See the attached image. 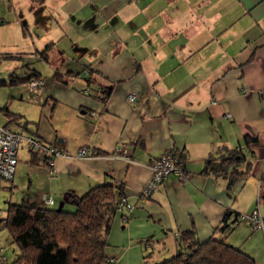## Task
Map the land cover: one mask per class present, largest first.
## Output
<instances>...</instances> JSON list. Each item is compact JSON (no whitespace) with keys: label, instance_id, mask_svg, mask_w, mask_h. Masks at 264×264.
<instances>
[{"label":"crops","instance_id":"obj_1","mask_svg":"<svg viewBox=\"0 0 264 264\" xmlns=\"http://www.w3.org/2000/svg\"><path fill=\"white\" fill-rule=\"evenodd\" d=\"M4 60L17 65L0 67V80L14 73L20 81L6 85L14 91L0 108V125L35 134L67 155L91 153L49 165L22 147L11 182L21 194L8 206L26 199L73 210L69 194L110 182L135 204L127 221L115 215L122 229L154 241L144 263L173 256L182 231L194 230L201 241L228 240L242 224L243 241L258 239L262 249L235 246L264 264L262 232L236 220L260 208L238 198L250 176L264 195V0H0V65ZM42 63L52 67L49 76ZM34 73L43 85L31 90L23 80ZM132 92L139 103L127 100ZM4 107L20 119L12 121ZM245 135L262 138L247 147ZM225 148H240L246 160L239 168L250 167L231 188L224 176L203 172ZM169 149L182 156L190 180L170 175L139 201L151 163ZM4 241L10 262L16 247Z\"/></svg>","mask_w":264,"mask_h":264},{"label":"trees","instance_id":"obj_2","mask_svg":"<svg viewBox=\"0 0 264 264\" xmlns=\"http://www.w3.org/2000/svg\"><path fill=\"white\" fill-rule=\"evenodd\" d=\"M48 48L49 46L45 47V50ZM45 50L42 52L45 53ZM34 76L35 73L25 78L23 82L34 80L32 79ZM19 81L12 73L8 80H0V86ZM3 109L12 121L20 119V115L9 112L7 107ZM257 139L245 135L244 143L249 147ZM224 151L217 159L206 161L203 172L224 176L227 178V188H231L237 178L249 174L250 167L246 170L239 168L246 160L240 148H225ZM180 158L183 160L181 155ZM43 161L46 162L44 159ZM123 195L120 185L106 182L93 187L82 196L69 194L70 201L75 205L73 210L41 207L26 199L9 204L4 210L1 227L8 229L9 237L19 254L10 262L5 257L4 264L115 263V258L108 257L106 247L113 217L119 214L116 211L117 201ZM240 214L236 215L239 222ZM248 226L253 228L251 225ZM144 244L146 247L151 246L153 241L146 240ZM154 264H256V262L239 246L227 242L226 238L210 237L201 241L195 231L190 229L179 234L177 250L173 256Z\"/></svg>","mask_w":264,"mask_h":264},{"label":"built area","instance_id":"obj_3","mask_svg":"<svg viewBox=\"0 0 264 264\" xmlns=\"http://www.w3.org/2000/svg\"><path fill=\"white\" fill-rule=\"evenodd\" d=\"M28 85L31 90L38 89L43 85V80L34 79L29 81ZM83 93L90 96L92 92L86 87L83 89ZM127 100L130 103L137 104L140 102L141 96L136 92H132L127 95ZM94 116L95 114L93 112L87 114L88 118ZM227 116L229 115L227 114ZM260 134L264 139V130ZM261 136L258 135L257 138L261 139ZM22 147L31 154L41 156L49 165H52L53 160L59 156L74 157L77 159H85L91 156V153L86 148L79 149L74 155H67L61 149L46 143L35 134L27 133L12 126L0 125V178L3 180L10 183L13 181L18 162V153ZM253 152H255L253 155H256L257 151L253 149ZM150 169L151 175L139 192V201H146L170 175L175 176L179 181L186 182L190 180V175L186 171L179 153L172 149L163 151L154 159L150 165ZM42 199L47 204L52 203L51 198L43 196ZM257 202H261L260 194ZM134 208L135 204L129 202L126 196L123 195L118 198L116 211L121 215L123 221L131 218ZM4 215L5 211L0 209V228L2 226L1 219ZM239 219L241 222L251 225L253 229L260 230L264 237V216L258 205L248 213H241ZM113 260L111 259V261ZM4 263L5 256L2 253V249H0V264Z\"/></svg>","mask_w":264,"mask_h":264},{"label":"rangeland","instance_id":"obj_4","mask_svg":"<svg viewBox=\"0 0 264 264\" xmlns=\"http://www.w3.org/2000/svg\"><path fill=\"white\" fill-rule=\"evenodd\" d=\"M16 65H17L16 62H12L11 60H4L0 65V67L4 69L7 68L8 66L14 67ZM41 65L43 69V71H41L42 74L44 76H49L47 71L52 70V67L49 64H45V63H42ZM13 91H14L13 87L0 86V108L4 104H6L5 102L8 99L9 94H11ZM4 121H5L4 118L0 114V123H4ZM250 178L254 179L252 176H250ZM251 179L247 181L245 187H243V189L241 190V194H239L238 197L241 198L242 202L245 203L250 202L249 205L250 209L253 208V206L256 204L259 196V194L257 193L258 182L256 181V179L254 180ZM20 185H18V187ZM263 188H264V184H263ZM253 189L254 191H252ZM20 194H21L20 187L17 190V187L16 188L11 187L10 182H7L2 178H0V209L5 210L8 206V203L14 202L15 199H18V196H20ZM260 211L264 215V199L262 197L260 203ZM115 217L116 218H114L111 223L110 231L108 234V246L106 247V253L108 254V256L115 255L116 257H118L117 261L113 264H142V263L149 264V263H144L145 262L144 260H148L144 258L145 256L147 257L148 255H150L151 251L148 250L152 248V245L151 246L148 245L146 247L143 240L139 239V237H136L135 235L128 233V229H127L128 227L122 229L119 216H115ZM247 230L248 228H246L244 225L242 224L238 225L236 227L235 232L231 233V236L229 237L230 239H228L229 241L227 240V242L234 245L241 243L240 245L243 244L241 246L242 249L248 246L251 249L259 250L260 253L262 247H261V242L259 243L257 242L259 241L258 239L255 240L247 239V241L246 240H244L245 242L243 241V239H245L246 236H248V234H246L248 233ZM0 237H1V243L8 248V246H10L9 241H4L5 238L7 239L10 238L7 228L2 227V229L0 230ZM153 245H154V241H153ZM141 247H143V249H141ZM145 248H147L146 249L147 251L144 250ZM16 254L17 255L19 254L17 248H16Z\"/></svg>","mask_w":264,"mask_h":264},{"label":"water","instance_id":"obj_5","mask_svg":"<svg viewBox=\"0 0 264 264\" xmlns=\"http://www.w3.org/2000/svg\"><path fill=\"white\" fill-rule=\"evenodd\" d=\"M263 198H264V195H263Z\"/></svg>","mask_w":264,"mask_h":264}]
</instances>
